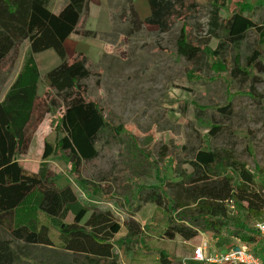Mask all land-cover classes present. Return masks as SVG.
I'll return each mask as SVG.
<instances>
[{
	"label": "trees",
	"instance_id": "trees-1",
	"mask_svg": "<svg viewBox=\"0 0 264 264\" xmlns=\"http://www.w3.org/2000/svg\"><path fill=\"white\" fill-rule=\"evenodd\" d=\"M51 1L0 0V63L23 40L28 41L31 55L52 49L59 58V63L46 73L55 80L41 97L37 95L38 68L30 55L0 101V226L10 236L0 240V264H13L12 240L60 247L75 258H84L80 260L82 264H119L114 255V238L122 227L119 220L109 209L82 203L70 185H56L44 164L55 147L70 154L74 167L96 158V143L106 127L102 107L87 97L85 81L98 72L91 69L92 63L84 53L76 52L68 58L64 48L71 33H95L76 28L88 0H64L58 12L53 11ZM146 1L149 15L142 19L133 1L126 0L129 35L145 30L146 25L155 27L156 34L167 33L177 22L186 23L200 14L206 17L207 33L218 38L220 45L238 47L248 30L264 35V24L254 19L256 6L244 2L222 16L225 0ZM185 26H180L175 54L196 62L205 50L188 38ZM216 53L211 52L214 57ZM257 56L258 52H253V57ZM212 65L216 74L224 68L221 61L212 60ZM231 75L247 74L235 63ZM51 92L62 103L56 125L59 137L55 144L44 141L39 169L28 171L17 155L27 151L36 129L51 112ZM215 110L220 116L229 114L231 103L216 106ZM216 129L212 125L211 134ZM188 164L192 167L189 173L174 169L180 177L177 181L159 183L156 172L144 179L138 194L146 191L147 201L166 217L155 228L153 218L145 226L133 218L124 222L127 231L118 243L132 247L128 248L133 254L131 264L152 260L159 264L179 263L171 260L164 249L166 242L177 235L188 241L198 233H207L222 243L238 240L257 254L264 251V239L252 225L264 220V184L256 180L264 170H253L231 151L216 148L197 149ZM29 205L35 216L29 215ZM148 245L152 251L146 248ZM136 253L150 255L151 260H138Z\"/></svg>",
	"mask_w": 264,
	"mask_h": 264
},
{
	"label": "rangeland",
	"instance_id": "rangeland-1",
	"mask_svg": "<svg viewBox=\"0 0 264 264\" xmlns=\"http://www.w3.org/2000/svg\"><path fill=\"white\" fill-rule=\"evenodd\" d=\"M132 1L139 15L149 12L146 0ZM225 2L222 16L242 7L241 2H244L256 6L254 19L264 24V0ZM64 3V0H52L53 11L58 12ZM103 4L109 9L110 30L93 31L96 35L91 34L92 39L78 44L86 51L91 69L98 72L85 81L87 97L98 102L106 119V127L96 143L98 155L74 167L70 154L55 147L44 164L56 185H70L85 205L109 209L114 214L122 226L114 240L115 259L121 264H131L130 245L118 243L126 234L124 222L133 218L145 226L153 218L155 228L166 217L162 210L147 201L146 191L138 194L146 177L156 172L159 183L179 180V172L192 171L188 160L199 148L231 151L251 169L264 170V35L248 30L238 47L220 45L218 38L207 33L206 17L202 14L188 18L186 23L177 22L167 33L156 34L155 27L146 25L145 30L129 35L126 0H91L88 24L98 27ZM182 23L186 24L188 38L205 50L196 62L175 54ZM78 28L81 32L85 30L82 26ZM214 50L217 51L215 57L211 54ZM255 51L258 56L254 58ZM30 55L28 41L23 40L0 63V99ZM31 56L38 68L37 85L43 95L48 84L55 80L49 79L46 73L59 63V58L52 49ZM212 60L221 61L224 68L219 74L213 70ZM235 63L247 75L233 77L231 71ZM49 95L53 100L51 112L36 129L27 151L17 155L23 168L32 172H36L42 162L44 141L55 144L59 137L56 125L62 103L52 92ZM228 102L231 112L220 116L215 107ZM212 125L218 129L211 134ZM256 180L264 184V172L258 173ZM30 202L33 201L29 199ZM27 208H30L29 215L35 216L30 205ZM19 221L22 222L23 217ZM252 225L254 228V223ZM2 236L10 238L7 231ZM202 242L207 244V254L223 251L233 244L222 243L211 234L198 233L190 247L169 240L164 249L171 260L179 262L177 264H200L193 261L192 252ZM11 245L15 254L13 264H82L80 260H84L60 247L47 248L20 240H12ZM146 248L153 250L150 245ZM184 253L188 255L185 263L181 262ZM136 255L138 260H151L150 255ZM144 264L159 262L152 260Z\"/></svg>",
	"mask_w": 264,
	"mask_h": 264
},
{
	"label": "built area",
	"instance_id": "built-area-1",
	"mask_svg": "<svg viewBox=\"0 0 264 264\" xmlns=\"http://www.w3.org/2000/svg\"><path fill=\"white\" fill-rule=\"evenodd\" d=\"M254 229L264 239V220L256 221ZM237 246L238 250H233ZM207 244L202 242L194 247L192 259L200 264H264V251L257 254L251 248L238 240L234 241L230 248L225 251L206 253Z\"/></svg>",
	"mask_w": 264,
	"mask_h": 264
},
{
	"label": "crops",
	"instance_id": "crops-1",
	"mask_svg": "<svg viewBox=\"0 0 264 264\" xmlns=\"http://www.w3.org/2000/svg\"><path fill=\"white\" fill-rule=\"evenodd\" d=\"M88 5H87V10H85L80 18H79V21H78V24H77V29H80L78 27H83V29L85 30H90V31H95L97 33H106L110 30L111 28V18H110V14H109V9L107 8V6H105L103 4V7H101L100 9V15H101V19L99 18V21H98V27H92L91 25L88 24V16H89V12H90V9H89V3L91 2V0H88ZM135 7V6H134ZM149 7V6H148ZM136 9V7H135ZM149 10V9H148ZM137 11V10H136ZM87 12V13H86ZM138 12V11H137ZM84 14V15H83ZM140 14V13H138ZM83 15V16H82ZM149 15V12L146 14V15H139V16H142L141 18L143 19L144 17L148 16ZM82 17H84V19H81ZM83 20V21H82ZM150 29V28H149ZM92 39V37L88 36H83L79 33H71L64 41V48H65V51H66V54H67V57L68 58H72L74 56V54L76 52H81V53H84L85 55L87 54L86 51L82 50L80 47H79V43L85 41V39ZM87 56V55H86ZM43 93V91L40 89L39 85H37V95L38 96H41ZM3 99V98H2ZM0 99V101L2 100ZM40 166V165H39ZM39 169V168H38ZM64 186V185H63ZM62 187V186H60ZM122 229V227H121ZM121 231V230H120ZM127 231V230H126ZM5 234V229L2 228L0 226V240H5L7 238H5V236H2V234ZM120 233V232H119ZM198 235L195 237L197 238ZM191 239V240H188V241H184L180 236H175V238L173 240H177V241H180V243L182 242L185 246H188L190 247L192 245V241L195 239ZM116 239V236L114 238V240ZM33 245H39V246H42V247H47V248H53V246H49V245H42V244H33ZM12 246V245H11ZM13 248V247H12ZM114 249H115V244H114ZM227 250V249H225ZM223 250V251H225ZM70 252V251H68ZM184 257H183V260L181 262L185 263V261L188 259V255L186 253H184ZM15 260V259H14ZM122 262V260H121ZM119 264H121L119 262ZM123 264V262H122Z\"/></svg>",
	"mask_w": 264,
	"mask_h": 264
},
{
	"label": "water",
	"instance_id": "water-1",
	"mask_svg": "<svg viewBox=\"0 0 264 264\" xmlns=\"http://www.w3.org/2000/svg\"><path fill=\"white\" fill-rule=\"evenodd\" d=\"M233 250H238V247H237V246H235V247L233 248Z\"/></svg>",
	"mask_w": 264,
	"mask_h": 264
}]
</instances>
